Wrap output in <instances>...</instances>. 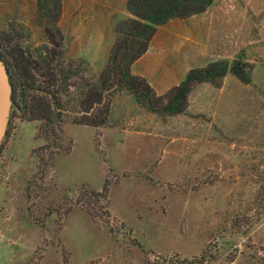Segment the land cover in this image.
Masks as SVG:
<instances>
[{
	"label": "rangeland",
	"instance_id": "rangeland-1",
	"mask_svg": "<svg viewBox=\"0 0 264 264\" xmlns=\"http://www.w3.org/2000/svg\"><path fill=\"white\" fill-rule=\"evenodd\" d=\"M60 1L76 88L54 121L20 110L10 120L0 264H264V0H213L157 27L130 68L157 108L209 63L239 60L250 77L193 84L178 115L101 87L119 22L134 19L127 0ZM13 33L32 54L48 47L36 0H0V38ZM90 87L100 100L87 111ZM93 111L102 127L89 125Z\"/></svg>",
	"mask_w": 264,
	"mask_h": 264
},
{
	"label": "trees",
	"instance_id": "trees-1",
	"mask_svg": "<svg viewBox=\"0 0 264 264\" xmlns=\"http://www.w3.org/2000/svg\"><path fill=\"white\" fill-rule=\"evenodd\" d=\"M212 2L213 0H127L126 10L134 19L119 22L121 24L119 27L126 29L119 32L120 36L113 45L108 66L100 78L101 87H106L107 83L108 88L110 86L124 88L149 111L157 113L161 110L169 115H178L185 110L187 96L193 84L215 83L223 79L228 72L242 83H249L247 65L241 61H234L230 66L227 61L212 62L203 68L188 71L183 80L167 92L165 98H157L159 101L166 99V103L157 108L152 98L155 96L153 89L144 78L131 73V66L147 51L157 27L166 24L172 18L185 19L201 14ZM36 5L42 18L48 47L36 50L38 54L35 55L19 46L14 33L0 38V57L5 63L12 86L13 105L9 124L12 116L19 110L30 114L33 119L54 121L57 118L56 111L59 110L60 114L62 111L61 93L76 85L72 83V79H77L75 70L70 66L67 69L62 67L63 59L60 52L62 35L57 26L61 14V1L36 0ZM89 97L86 101L87 111L100 100L95 87L89 88ZM95 115L93 111L89 125L102 127L103 121L94 118ZM9 124L2 144L8 134ZM106 189L107 186H104V190Z\"/></svg>",
	"mask_w": 264,
	"mask_h": 264
},
{
	"label": "water",
	"instance_id": "water-1",
	"mask_svg": "<svg viewBox=\"0 0 264 264\" xmlns=\"http://www.w3.org/2000/svg\"><path fill=\"white\" fill-rule=\"evenodd\" d=\"M12 105V86L5 63L0 57V146L9 124Z\"/></svg>",
	"mask_w": 264,
	"mask_h": 264
}]
</instances>
